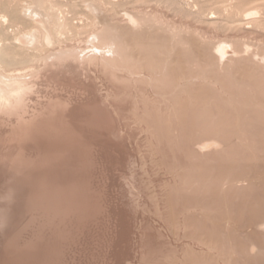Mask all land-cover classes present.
<instances>
[{
  "label": "bare ground",
  "instance_id": "bare-ground-1",
  "mask_svg": "<svg viewBox=\"0 0 264 264\" xmlns=\"http://www.w3.org/2000/svg\"><path fill=\"white\" fill-rule=\"evenodd\" d=\"M105 1L69 40L26 8L0 63V264H264V0Z\"/></svg>",
  "mask_w": 264,
  "mask_h": 264
},
{
  "label": "rangeland",
  "instance_id": "rangeland-1",
  "mask_svg": "<svg viewBox=\"0 0 264 264\" xmlns=\"http://www.w3.org/2000/svg\"><path fill=\"white\" fill-rule=\"evenodd\" d=\"M96 1L98 0H0V47L2 48V50L0 48V63L6 68H11L29 62L32 57L38 55L37 52H27L18 48L14 42L18 34L32 28V17L28 18L26 8L32 7L31 9H34L35 7L39 8L40 11L42 10V12H47L53 20L54 29H52V33L55 30L54 36L69 40L71 34L74 33L75 35L80 32L79 29L87 20L86 3ZM103 1L108 9L115 10L117 8L115 5H108L105 0ZM251 1L253 0H121L122 5L118 8H135L136 10V8L140 9L139 6L142 7L141 5L148 2L157 8L162 7L168 15L181 14V16H189L197 20H204L203 18H206V15L209 16L213 11L214 16L219 19L218 24H221L222 20V24L219 25L224 28L223 31L229 33L234 32V30L239 31V28L240 30L243 29L245 25L240 23V18L237 17L236 12L241 5ZM257 3L264 6V2ZM196 9H198V13ZM218 24L217 27H220ZM258 29L260 28L258 27ZM57 46L53 47L56 49ZM6 48L7 50L9 48V51Z\"/></svg>",
  "mask_w": 264,
  "mask_h": 264
}]
</instances>
